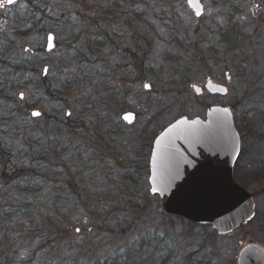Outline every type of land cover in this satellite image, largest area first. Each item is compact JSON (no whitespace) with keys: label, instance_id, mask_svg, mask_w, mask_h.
I'll return each mask as SVG.
<instances>
[{"label":"rangeland","instance_id":"obj_1","mask_svg":"<svg viewBox=\"0 0 264 264\" xmlns=\"http://www.w3.org/2000/svg\"><path fill=\"white\" fill-rule=\"evenodd\" d=\"M75 1L76 9L103 22L102 31L71 13ZM200 2L199 18L185 0H18L0 7V33L29 5L53 8L44 11V31L37 19L25 40L32 49L44 48L45 35L53 33L56 42L53 52L35 58L37 77L48 67L46 84L38 87V79L29 78L16 93L23 92V100H0V144L11 164L21 168L34 157L47 164L38 192L24 197L41 199L45 221L57 225L56 236L43 228L24 234V246L10 247V254L3 249L11 264H236L240 246L264 248V0ZM229 34L237 43L224 54ZM13 37H0L2 53ZM125 51L127 62L135 63L126 72L119 67ZM79 57L82 67L89 66L85 74L75 64ZM207 80L225 86L227 94L196 96L191 86ZM211 106L232 111L243 139L237 182L253 195L256 213L246 227L225 236L166 216L148 183L152 139L178 118H204ZM25 109L27 118L20 113ZM31 110L50 120L67 113L76 136L65 137L63 130L55 139L40 134V119L32 120ZM127 111L136 114L130 126L120 119ZM246 169L255 178L263 174L261 182L245 181ZM57 174L77 183V192L66 188L57 197L59 184L51 182ZM32 235L37 239L29 243Z\"/></svg>","mask_w":264,"mask_h":264},{"label":"water","instance_id":"obj_2","mask_svg":"<svg viewBox=\"0 0 264 264\" xmlns=\"http://www.w3.org/2000/svg\"><path fill=\"white\" fill-rule=\"evenodd\" d=\"M17 1L7 4L5 0L3 7H11ZM199 3L202 5L200 0ZM189 8L196 18L204 13L203 10L197 16L193 8ZM49 37H52L51 41ZM55 48L54 34L47 33L44 52L51 53ZM24 52L33 53L28 47L24 48ZM45 68L48 67L42 68L43 78L47 76ZM209 81L203 87L191 86L196 96L202 95L204 91L212 95L227 94L225 86ZM196 88L200 89L199 93ZM221 88L226 91H220ZM34 111L41 113L39 110H31L29 114L32 119L42 116V113L33 116ZM128 113L134 116L132 123L123 119ZM120 119L123 124L130 126L135 123L136 114L127 111L120 115ZM185 119L188 123H178ZM240 145V136L229 107L211 106L206 109L204 118L181 117L163 128L152 143L148 183L150 194L153 195L151 188L154 171L157 186L161 179L167 180V190L155 195L160 200L164 214L195 225L210 226L219 236L244 227L255 215V204L251 193L233 180V167ZM237 264H264V248L256 243L243 245L238 252Z\"/></svg>","mask_w":264,"mask_h":264},{"label":"trees","instance_id":"obj_3","mask_svg":"<svg viewBox=\"0 0 264 264\" xmlns=\"http://www.w3.org/2000/svg\"><path fill=\"white\" fill-rule=\"evenodd\" d=\"M74 3L76 6L73 8L71 13L76 18L85 21L87 24H94L95 26L99 27L100 31H102L101 24L103 22L101 20H93L94 18L89 14H85L82 12V10L76 9V7H78L77 3L79 2L75 1ZM28 7V11H26L24 16H18L17 20H13V25H11V23L8 24V22H5V27L8 28V32L0 33L1 38H4V36H7L8 34H10V36H14L10 42V47L4 48L6 49L4 53H2L0 50V100L9 105H15V103L19 101V95L17 96L16 93L24 88L29 78H37L38 87H43L47 81V77L45 79L37 77L39 69L37 63L35 62L37 54L45 53L43 48L32 49L25 39L29 35V30L34 28L33 24L34 22H37V19L41 20L40 23L38 22L39 24H37L40 27V33L44 31L43 24L44 18H46V13L44 11L48 12L53 8L48 9L45 6L42 9L41 6L33 7L30 5ZM51 7L54 6L51 5ZM108 9L111 8L109 7ZM103 33L101 32V34L105 36ZM227 42L230 43V45L227 46V49L223 52L224 54H226L228 51L231 52L235 47V43H237L232 34L227 36ZM25 47H28L33 53L31 54L29 52H24ZM127 54L129 53L126 51L120 54V56L123 57V64L119 67L124 72L129 71V68L135 64L134 59L128 60L130 62H127ZM82 62L84 61H82L81 57H79L78 60L75 61V64L77 67H79L81 64H83ZM70 64L73 65L74 62L68 63L66 68H68V65ZM126 67L128 69H126ZM66 68L65 70H67ZM84 70H89V66L87 68L82 66L79 68V71L82 74H85ZM138 79L142 78H138L136 75L135 80L137 81ZM58 99L59 98H57V100ZM58 104L60 108L65 107L62 99L58 100ZM61 109L63 110V108ZM20 113L24 115L25 118L28 117L26 109ZM66 114L67 113L61 116H55L50 120L48 115L42 113V116L37 118L40 119V124L37 127V131L40 134H44V136H52L53 139H55L60 131L63 130L64 136L72 139V136L75 135L76 129L74 127V123L70 121ZM60 140V138L57 139V141ZM41 159L43 158L34 157L33 160H31V165L27 164L24 167L16 168L11 164L12 157H10V153L4 150L0 144V210H2L0 211V236H2L1 239H3L0 240V264L12 263V261L7 258L8 255H5L4 250H9L10 254V247L12 248L14 245H18L20 243L24 246V240L22 239L24 234L31 232L39 233L43 228H49V230L55 236L57 234V231L55 230L57 225L54 227L52 226L51 220L45 221V219L48 218V214L44 213V215H42V211L45 206L44 202L32 195H29L27 198L24 197L25 192L32 191L33 189L34 191L36 190V192H38L39 187H41V183L47 177V164ZM52 177L54 180L51 182L57 180V183L59 184V189L55 190L58 192L57 197H59L66 188L68 191L72 190L74 193L77 192L78 185L72 181V179L62 180L61 178H57L58 174ZM10 203L16 204L17 207H11L9 205ZM61 219L58 223V226L62 227L64 223L62 221L63 219ZM179 220L191 227H200L198 225L188 223L183 219ZM62 229V231H64V227H62ZM65 234L66 232L64 231V235ZM17 236L20 238H17ZM34 239H37V237L33 235L27 237L29 243Z\"/></svg>","mask_w":264,"mask_h":264},{"label":"snow or ice","instance_id":"obj_4","mask_svg":"<svg viewBox=\"0 0 264 264\" xmlns=\"http://www.w3.org/2000/svg\"><path fill=\"white\" fill-rule=\"evenodd\" d=\"M6 3H7V4H12V3H13V0H6ZM187 3H188V5H189V7L193 8V10L195 11V14H196L197 16H199V15L202 14L203 9H202V5H200V3H199V0H187ZM3 6H4V4H3V3H0V7H3ZM51 40H52V37H49V41H51ZM44 72H45V74H47L48 69L45 68V69H44ZM209 83H211V82L209 81ZM143 87H144L145 89H150V88H151V85L145 83V84L143 85ZM193 87H195V85H193ZM219 90H220V91H226V90L223 89V88H221V89H219ZM196 92L199 93V92H200V89H199V88H196ZM19 96H20V99H21V100L24 99V93H23V92H21V93L19 94ZM224 111H227V109H225ZM32 115H33V116H40L41 113L38 112V111H34V112L32 113ZM69 115H70V113H69ZM123 119L126 120V121H128L129 123H132V121H133V119H134V116H133L132 113H128V114H125V115L123 116ZM178 123H179V124H186V123H188V121L185 119V120H181V121H179ZM194 123H195V122H194ZM154 167H155V161H154ZM152 183H153V186H152V188H151V192H152V194H153L154 196L157 195V194H162L164 191L167 190V180H166V179H161V180H160V183H159V186H157V175H156L155 171H154L153 176H152ZM76 230L79 231V229H76Z\"/></svg>","mask_w":264,"mask_h":264},{"label":"flooded vegetation","instance_id":"obj_5","mask_svg":"<svg viewBox=\"0 0 264 264\" xmlns=\"http://www.w3.org/2000/svg\"><path fill=\"white\" fill-rule=\"evenodd\" d=\"M209 94V93H208ZM210 95H212V94H210ZM216 95V94H215ZM239 136H240V134H239ZM250 138V137H249ZM242 140L243 139H241V136H240V142H241V146H240V152H239V155H238V157H237V159H236V162H235V164H234V167H233V180L235 181V183H237L239 186H243V184L240 182V183H238L237 181L239 180L238 179V177H237V174H236V165H237V163H238V161L240 160V158H241V156H242V153H243V142H242ZM150 154V153H149ZM247 170V169H246ZM246 173L247 174H244L245 176H243L244 177V180L245 181H247V182H255V181H258V182H261V176L263 175H259V178H255L254 177V173H253V171H252V169L249 171V170H247L246 171ZM246 190V189H245ZM247 191V190H246ZM252 195V194H251ZM253 196V195H252ZM254 198V197H253ZM256 214V213H255ZM254 217H255V215L253 216V218L249 221V222H251L253 219H254ZM249 222L244 226V227H246L248 224H249ZM244 227H242V228H244ZM241 228V229H242ZM241 229H239V230H241ZM238 230V231H239ZM235 232H237V231H235ZM234 232V233H235ZM233 234V233H232ZM257 244V243H256ZM240 248H241V246H240ZM240 248H239V250H240ZM237 256H238V254H237ZM236 264H237V258H236Z\"/></svg>","mask_w":264,"mask_h":264}]
</instances>
